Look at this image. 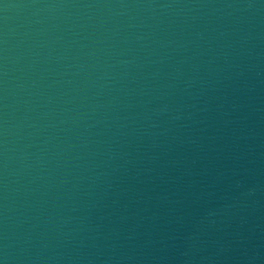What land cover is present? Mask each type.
<instances>
[{"label": "water", "instance_id": "95a60500", "mask_svg": "<svg viewBox=\"0 0 264 264\" xmlns=\"http://www.w3.org/2000/svg\"><path fill=\"white\" fill-rule=\"evenodd\" d=\"M0 264H264V0H0Z\"/></svg>", "mask_w": 264, "mask_h": 264}]
</instances>
